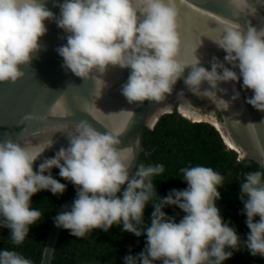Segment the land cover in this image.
Segmentation results:
<instances>
[{"label":"clouds","instance_id":"obj_1","mask_svg":"<svg viewBox=\"0 0 264 264\" xmlns=\"http://www.w3.org/2000/svg\"><path fill=\"white\" fill-rule=\"evenodd\" d=\"M186 2L63 0L57 17L44 0H0V83H15L24 77L21 68L30 66L41 50L39 41L48 31L45 21H54L66 33V43L56 49L63 60L61 67L83 81L91 80L94 95L108 87L104 79L108 69L118 67L129 70L127 81L120 88L129 104L159 102L172 93L188 69L184 84L192 94L217 97V92L226 91L220 84L242 79V87L253 93L246 103L264 112V27L258 30L251 23L242 26L229 19L220 20L215 34L203 37L223 50L225 56L223 61L213 57L208 70L201 66L196 54L201 40L186 57L180 56L178 16L180 6ZM227 3L239 8L244 0ZM205 82L209 88L201 91ZM238 98L239 93L235 92L232 100ZM219 103L225 110L229 108V101L219 98ZM175 106L190 121H207L183 114L178 101L164 113ZM126 114L129 120L134 115L132 111ZM127 123L101 133L87 120H81L72 126H47L45 131L50 129L51 135L37 143L21 139L26 128L18 134V141L0 140V228L9 230L14 246L21 245L30 226L41 219L42 212L31 206L33 195L42 190L60 195L66 190V184L51 173L57 168L59 177L75 187L76 198L70 210L54 217L55 226L76 238H83L94 229L107 232L113 225L136 237L145 236L143 250L135 256L126 255L123 264H224L241 250V242L251 256L264 258V171L245 173L239 183L242 214L249 229L246 240L241 241L236 229L223 220L216 204L221 198L218 189L224 185V176L211 167H183L180 172L186 189H173L159 197L153 177L164 173V165L133 166V148L120 147L119 137L126 131ZM56 133L66 137L67 146L41 159L55 143L52 137ZM223 142L235 150L224 138ZM38 159L41 162L34 170ZM149 203L154 210L150 223L142 227L144 209ZM166 206L181 210L184 215L179 222L166 215L162 210ZM0 264L32 261L17 251L4 249L0 250Z\"/></svg>","mask_w":264,"mask_h":264},{"label":"water","instance_id":"obj_2","mask_svg":"<svg viewBox=\"0 0 264 264\" xmlns=\"http://www.w3.org/2000/svg\"><path fill=\"white\" fill-rule=\"evenodd\" d=\"M44 2L58 17V5L63 3V0ZM222 19L232 20L242 26L251 23L259 30L264 27V0H244L239 8L230 6L227 0H187L180 6L178 16L181 58L186 57L191 47L201 40V46L196 53L201 59V66L211 70L210 62L213 57L223 61L224 51L203 37L205 34L214 35V30L218 29L219 21ZM45 25L48 31L39 41L41 50L32 59L30 66L21 68L25 73L24 77L15 83H0V140L11 138L18 141L20 139L18 134L26 128L27 131L21 139L37 143L51 135L50 129L45 131L49 125L67 123L72 126L81 120H87L103 133L125 126V121H128L126 131L119 137L120 147L133 148L135 158L132 163L135 166L140 153H149L142 143L143 127H151L161 113L171 109L178 101L181 106L216 120L218 126L214 124L215 127L221 135L232 141L234 144L232 147L239 153V159H253L264 169V123H261L264 120V112L246 103L247 98L253 93L242 87V79L238 82L220 84L219 87L226 91L217 92V97L206 96L203 93L192 94L184 84V78L189 71L186 69L172 93L161 101L129 104L120 91L121 85L127 81L129 70L117 67L109 68L104 76L108 87L94 95L95 86L91 80L83 81L61 67L63 60L56 49L66 43V33L59 29L54 21H45ZM225 66L231 67L227 64ZM236 71L238 72V69ZM208 88L209 85L205 82L201 86V91ZM234 89L239 93L236 100H232V96L235 95ZM219 98L230 102L227 110L219 103ZM190 101L198 103L199 107L192 105ZM127 111L134 113L130 120ZM28 115L33 118L25 120L24 117ZM33 132L38 135L32 136ZM52 138L55 143L42 154L41 159L50 157L60 147L67 146L66 137L60 133H56ZM41 159L34 163V167ZM129 171H132V168ZM75 198L76 193L56 208L40 261L36 264H51L61 230L55 226L53 219L56 215L70 210ZM237 234L239 237H247L248 231Z\"/></svg>","mask_w":264,"mask_h":264},{"label":"trees","instance_id":"obj_3","mask_svg":"<svg viewBox=\"0 0 264 264\" xmlns=\"http://www.w3.org/2000/svg\"><path fill=\"white\" fill-rule=\"evenodd\" d=\"M211 123L190 121L181 115L175 106L171 112L162 114L152 127H143L142 143L149 153H140L136 165L140 163L164 165V173L153 177L157 195L161 198L173 189H186L187 184L182 179L181 168L197 165L213 168L225 178L224 185L218 189L221 198L216 202L220 215L225 222H230L229 226L234 227L236 232H249L245 223L246 216L242 214L243 204L239 199V183L243 181L245 173L264 171V169L253 159H239L238 153L225 145L224 136L222 138ZM37 166L38 164L34 170ZM51 173L55 179L66 184V190L60 195H53L47 190L33 195L31 206L39 209L42 216L40 221L30 226L28 237L24 242L14 246L8 237L9 230L0 228V250L17 251L30 259L32 264L40 261L56 208L76 193L75 187L70 182L59 177L57 168L51 169ZM153 210L151 203L146 205L145 222L142 227L150 223ZM162 210L166 215L175 217L176 222H179L184 215L175 206H166ZM255 219L258 220L259 217ZM239 238L244 241L247 237ZM145 242V236L136 237L131 233L123 232L121 226L117 225H113L107 232L94 229L83 238L71 236L68 230L61 228L51 264H123V258L141 252ZM239 247L241 250L235 251L230 259L224 261V264H264V258L251 256L243 242Z\"/></svg>","mask_w":264,"mask_h":264},{"label":"bare ground","instance_id":"obj_4","mask_svg":"<svg viewBox=\"0 0 264 264\" xmlns=\"http://www.w3.org/2000/svg\"><path fill=\"white\" fill-rule=\"evenodd\" d=\"M180 111L185 114L186 116H190L192 117L193 120H201V119H209L208 117H206L205 115H201L198 114L196 112H194L192 109L188 108V107H183V106H179ZM209 120H212L211 122L215 123L218 126V123L216 120L210 118ZM224 136V135H223ZM225 141L232 147L234 146V144L232 143V141L230 139H228L227 137L224 136Z\"/></svg>","mask_w":264,"mask_h":264},{"label":"rangeland","instance_id":"obj_5","mask_svg":"<svg viewBox=\"0 0 264 264\" xmlns=\"http://www.w3.org/2000/svg\"><path fill=\"white\" fill-rule=\"evenodd\" d=\"M190 103H191L192 105L196 106V107H199V104L196 103V102H192V101H190ZM205 108H206V107H205ZM202 112H204V111H202ZM204 119H205V118H204ZM207 120H209V119H207ZM209 121H212V120H209Z\"/></svg>","mask_w":264,"mask_h":264},{"label":"flooded vegetation","instance_id":"obj_6","mask_svg":"<svg viewBox=\"0 0 264 264\" xmlns=\"http://www.w3.org/2000/svg\"><path fill=\"white\" fill-rule=\"evenodd\" d=\"M200 103V102H199Z\"/></svg>","mask_w":264,"mask_h":264}]
</instances>
